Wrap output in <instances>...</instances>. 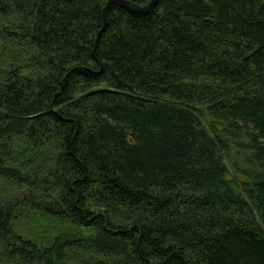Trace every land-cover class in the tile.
Here are the masks:
<instances>
[{
  "label": "trees",
  "instance_id": "obj_1",
  "mask_svg": "<svg viewBox=\"0 0 264 264\" xmlns=\"http://www.w3.org/2000/svg\"><path fill=\"white\" fill-rule=\"evenodd\" d=\"M108 1L0 0V264H264V0Z\"/></svg>",
  "mask_w": 264,
  "mask_h": 264
},
{
  "label": "water",
  "instance_id": "obj_2",
  "mask_svg": "<svg viewBox=\"0 0 264 264\" xmlns=\"http://www.w3.org/2000/svg\"><path fill=\"white\" fill-rule=\"evenodd\" d=\"M158 2L159 0H149L147 4L143 6H138V5L129 3L128 1H125V0H109L106 4L105 10H107L111 6H118L123 9H126L127 11L135 15L146 16V15H149L156 8Z\"/></svg>",
  "mask_w": 264,
  "mask_h": 264
},
{
  "label": "bare ground",
  "instance_id": "obj_3",
  "mask_svg": "<svg viewBox=\"0 0 264 264\" xmlns=\"http://www.w3.org/2000/svg\"><path fill=\"white\" fill-rule=\"evenodd\" d=\"M126 1V0H125ZM129 2V1H128ZM129 3H131V2H129ZM132 4H134V3H132ZM136 5V4H135ZM139 6V5H138ZM118 7V6H117ZM121 8V7H120ZM126 10V9H125ZM131 13V12H130Z\"/></svg>",
  "mask_w": 264,
  "mask_h": 264
}]
</instances>
